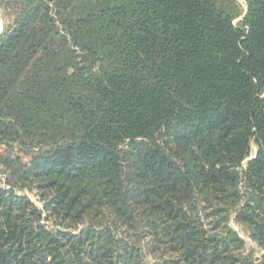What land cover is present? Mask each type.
<instances>
[{
  "label": "trees",
  "instance_id": "obj_1",
  "mask_svg": "<svg viewBox=\"0 0 264 264\" xmlns=\"http://www.w3.org/2000/svg\"><path fill=\"white\" fill-rule=\"evenodd\" d=\"M0 2V264H264V0Z\"/></svg>",
  "mask_w": 264,
  "mask_h": 264
},
{
  "label": "rangeland",
  "instance_id": "obj_2",
  "mask_svg": "<svg viewBox=\"0 0 264 264\" xmlns=\"http://www.w3.org/2000/svg\"><path fill=\"white\" fill-rule=\"evenodd\" d=\"M1 13H2V2H0V20L3 23V20L1 18ZM254 151H255L254 148H252V152L251 153L254 154ZM238 231L240 232L241 236H244V233H242L239 229H238Z\"/></svg>",
  "mask_w": 264,
  "mask_h": 264
},
{
  "label": "water",
  "instance_id": "obj_3",
  "mask_svg": "<svg viewBox=\"0 0 264 264\" xmlns=\"http://www.w3.org/2000/svg\"><path fill=\"white\" fill-rule=\"evenodd\" d=\"M1 30H2V22L0 20V32H1Z\"/></svg>",
  "mask_w": 264,
  "mask_h": 264
}]
</instances>
